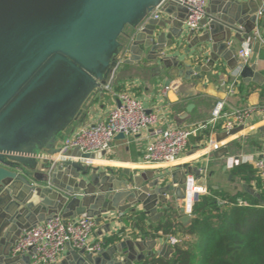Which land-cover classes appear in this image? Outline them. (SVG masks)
<instances>
[{
    "label": "water",
    "instance_id": "1",
    "mask_svg": "<svg viewBox=\"0 0 264 264\" xmlns=\"http://www.w3.org/2000/svg\"><path fill=\"white\" fill-rule=\"evenodd\" d=\"M263 1L210 0L202 22L206 31L198 36L194 31L185 35L188 10L166 0H0V264H31L30 254L13 256V248L23 231L39 223L86 216L99 226L111 214L124 215L138 205L156 223L163 216L160 206L169 205V194L184 200L188 176L206 185L207 166H185L163 184L152 172L73 162L70 158L91 156L78 149L67 152V142L120 64L148 63L166 72L170 82H203V73L219 60L237 70L232 41L244 42L253 33ZM161 7L168 18L153 19ZM184 41L190 50L210 51L205 66L194 68L192 61L186 64L170 54ZM241 77L259 85L264 79L255 66H245ZM260 131L264 134V127ZM223 152L227 148L214 152L215 158ZM243 189L260 199L248 185ZM180 212L179 222L191 225L194 216L184 215L183 204ZM104 227L103 233L110 232L111 222ZM156 243L153 238H125L97 254L68 246L66 258L57 264H148L174 252L166 244L156 254Z\"/></svg>",
    "mask_w": 264,
    "mask_h": 264
},
{
    "label": "crops",
    "instance_id": "2",
    "mask_svg": "<svg viewBox=\"0 0 264 264\" xmlns=\"http://www.w3.org/2000/svg\"><path fill=\"white\" fill-rule=\"evenodd\" d=\"M262 3H260V6ZM164 18L168 17L164 15ZM259 25L264 32V18L260 20ZM205 31L206 29H201L195 35L200 36ZM185 32V35L190 33L187 29H185ZM232 45L237 55L239 50L245 48L246 40L244 42L233 40ZM199 50L200 48L190 50L189 42L184 41L170 54L178 56V59L186 64L192 61L195 64L194 68H197L207 64L210 52L207 48L201 53ZM248 50L249 58L247 65L255 66L256 72L264 78V46L258 42L251 41ZM236 71L231 70L223 60H219L210 72L203 73V82L185 79H177L170 82L166 72L164 74L160 73L154 66L148 63L145 66V62H143L140 65L120 64L114 74L113 80L116 92L125 89L130 90L141 101L148 112L158 114L161 128L166 129L169 127H193L208 124L212 118L213 109L219 101L225 100L230 106L235 108L245 105H264V79L260 80L262 84L259 85L254 82H245L240 75L239 85L235 89V94L231 95V83L235 78ZM167 87H170L169 91H165ZM117 103V99L112 94L102 91L99 100L94 103V110L88 112L84 122L80 123L77 127L81 125H94L100 121H104ZM263 127L264 115H257L246 129L231 137H221L223 133L220 128L215 131L211 129L201 130L190 138L188 148L177 165L169 168L161 165H146L144 163L146 148L151 140L150 133L126 137L125 139H118L116 137L112 142L110 150L105 154L95 157L91 167L112 169L117 172L129 170L134 174L152 172L155 178H159L162 183L164 182L163 184H166L170 182V175L172 173L177 170H184L185 166L191 168H203L207 166L208 170L203 175L206 178L205 186L207 189L212 188L235 195L245 192L243 185H248L259 193L257 189L258 183L255 178L248 184L239 177H234L232 172L235 166L252 164L258 158L264 159V134L260 131ZM211 141L219 144V150L227 148L228 153L223 152L220 158L216 159L214 153L210 154V151L206 149ZM169 200V205H173L178 213L181 214L180 207L182 201L177 200L172 193L169 194ZM165 208V205H161L158 213H164ZM132 210L144 212L143 207L138 205L122 215L120 221L117 220L119 213L111 214L109 217L112 220L107 221L104 219L103 223L97 227L93 240L104 242L105 239L121 232L125 228L123 219ZM147 217L151 221V217L149 215ZM109 222H111L110 232L103 233L104 226ZM188 227L180 223V228L185 229ZM126 230L123 239L142 240L141 238L132 237L130 235V228H126ZM178 236L183 237L181 247L191 245L197 240V236L195 235L180 234ZM166 244H168L166 238L161 237L157 240L154 252L160 254ZM113 245L105 246V248L110 249ZM145 249L146 247H144ZM67 254L68 248L59 262L64 260ZM138 254L141 255L142 252H138ZM144 254L147 255L148 251L145 250ZM172 254L169 255V258L172 257ZM119 256L120 258H124L123 253ZM159 257L164 258L160 255ZM112 260L113 262L116 261L115 259Z\"/></svg>",
    "mask_w": 264,
    "mask_h": 264
},
{
    "label": "built area",
    "instance_id": "3",
    "mask_svg": "<svg viewBox=\"0 0 264 264\" xmlns=\"http://www.w3.org/2000/svg\"><path fill=\"white\" fill-rule=\"evenodd\" d=\"M209 2L210 0H166L165 4H175L186 8L188 15L183 22L184 28L199 32L202 29L203 20L207 17L206 10ZM163 17L162 7L152 13V18L155 20H160ZM257 18V27L247 38L245 48L239 50L237 54L239 67L231 83L230 93L232 96L239 85L242 69L248 66L249 43L255 41L264 46V32L259 25L260 20L264 18V1L258 10ZM240 30L244 33L243 27H240ZM113 77L102 87V91L112 94L119 105L117 103L104 121L76 128L68 139L67 152L78 149L82 154H89L91 158H70L73 162L92 166L95 157L110 150L112 142L117 136L123 134L125 137H131L150 133L151 140L146 148L144 163L167 168L174 167L185 154L190 138L197 132L205 129L215 131L220 128L222 133L229 134L239 127L246 129L255 116L264 115V105H245L235 108L224 100L216 103L208 124L164 129L161 128L158 114L148 112L130 90L115 91ZM169 90L170 87L165 88V91ZM206 149L210 151V154L214 153L219 150V144L211 141ZM251 165L256 171V177L264 185V159L258 158ZM184 195L185 198L182 201L184 215L193 216L195 203L199 201L200 197L208 195V189L205 185H198L193 176H188ZM221 203L224 204V202ZM238 204L246 205L241 200L238 201ZM121 216L122 214H119L117 220L120 221ZM111 220V217L107 218V221ZM97 227L95 219L86 216L68 220L58 216L39 223L28 231H23L13 248V256L30 254L31 264H57L68 246L73 250H84L86 253L97 254L105 248L104 242L93 240ZM166 241L174 248L183 243V237L169 236Z\"/></svg>",
    "mask_w": 264,
    "mask_h": 264
},
{
    "label": "trees",
    "instance_id": "4",
    "mask_svg": "<svg viewBox=\"0 0 264 264\" xmlns=\"http://www.w3.org/2000/svg\"><path fill=\"white\" fill-rule=\"evenodd\" d=\"M232 173L248 184L255 178L260 199L208 188V195L195 203L194 220L185 229L180 228L182 215L171 204L156 223L146 213L132 210L123 219L125 228L105 239L104 246L121 241L126 228L141 239L190 234L197 236L193 244L176 246L171 258H153L148 264H264V185L251 164L235 166ZM239 200L246 205H239Z\"/></svg>",
    "mask_w": 264,
    "mask_h": 264
},
{
    "label": "rangeland",
    "instance_id": "5",
    "mask_svg": "<svg viewBox=\"0 0 264 264\" xmlns=\"http://www.w3.org/2000/svg\"><path fill=\"white\" fill-rule=\"evenodd\" d=\"M123 41H125V38H122Z\"/></svg>",
    "mask_w": 264,
    "mask_h": 264
}]
</instances>
